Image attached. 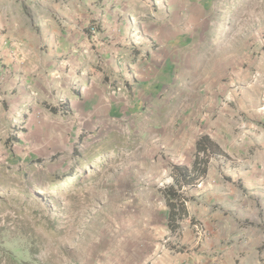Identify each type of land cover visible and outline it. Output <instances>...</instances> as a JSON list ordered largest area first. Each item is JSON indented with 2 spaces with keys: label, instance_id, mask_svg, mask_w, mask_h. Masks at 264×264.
<instances>
[{
  "label": "rangeland",
  "instance_id": "rangeland-1",
  "mask_svg": "<svg viewBox=\"0 0 264 264\" xmlns=\"http://www.w3.org/2000/svg\"><path fill=\"white\" fill-rule=\"evenodd\" d=\"M153 1L159 6L155 20L141 6L146 22L131 27L137 35H158L151 39L158 47L174 46L153 56L156 88L131 80L134 88L128 86L123 101L96 87L95 100L78 103L90 110L81 115L65 95L56 98L58 114L34 98L9 110L6 125L0 124V264H149L181 244L182 234L169 228L160 189L175 184L174 166H190L182 142L189 141L191 125L202 122L205 88L230 81L256 45L261 8L259 0ZM122 9L124 15L131 10ZM165 35L173 36L167 41ZM78 75L72 83L80 89L87 73ZM240 123L237 132L250 127ZM12 136L18 141L10 142ZM241 158L233 153L231 164L216 159V176L183 191L200 192L196 205L220 212L236 201L233 208L246 213V225L262 230L264 168L244 166ZM229 168L245 169V180L227 183ZM227 190L238 197L227 200ZM178 221L192 227L200 220L186 215Z\"/></svg>",
  "mask_w": 264,
  "mask_h": 264
},
{
  "label": "crops",
  "instance_id": "crops-1",
  "mask_svg": "<svg viewBox=\"0 0 264 264\" xmlns=\"http://www.w3.org/2000/svg\"><path fill=\"white\" fill-rule=\"evenodd\" d=\"M121 1L0 0V124L6 125L9 110L34 98L42 107L58 114L62 110L56 98L65 95L69 97L66 102L76 106L81 115L89 108L79 109V102L95 100V94L99 95L93 90L96 87L99 93L108 91L110 98L114 94L123 100L128 96V86L134 88L131 80H140L141 87L149 91L158 86L153 83L158 65L153 56L162 48L167 54L173 50L168 41L173 35L161 37L168 42L160 47L151 41L158 35H137L139 29L131 25L146 22L138 7L145 6L147 18L155 20L159 6L153 0H124V5L131 8L124 15ZM259 2L261 11L257 18L262 26L256 45L246 53L241 65L232 70L230 81L219 82L214 89L206 86L202 122L198 126L192 124L189 141L182 142L183 149L191 152V165L198 138L209 135L216 151L210 157L204 178L216 176V159L231 164L233 153L244 154L245 158L240 159L244 166L264 168V0ZM133 67L135 75L128 74ZM84 73L86 82L81 81L78 89L72 80ZM116 86L120 90L110 92ZM102 96L106 97V93ZM240 121H246L250 127L237 132L234 125L239 126ZM228 170L232 177L225 179L227 183L245 180V169ZM221 177L224 178L222 174ZM260 180L264 182V175ZM199 194L185 193L186 215L203 221L209 238L197 241L194 229L182 221L180 228L172 232L182 234L181 244L176 249H166L149 264H264V229L246 225V213L239 215L233 208L236 201L222 212L218 207L197 206ZM225 194L227 200L238 197V191Z\"/></svg>",
  "mask_w": 264,
  "mask_h": 264
},
{
  "label": "trees",
  "instance_id": "trees-1",
  "mask_svg": "<svg viewBox=\"0 0 264 264\" xmlns=\"http://www.w3.org/2000/svg\"><path fill=\"white\" fill-rule=\"evenodd\" d=\"M11 140L14 142L18 141L14 136H12ZM215 151L216 148L209 135H201L196 143V152L192 164L190 166H174L172 172L175 184L160 189V192L166 198L169 216L168 225L171 232L180 228L181 221L178 220L184 218L187 213L186 201L188 196L185 195L183 189L197 185L207 175L210 157ZM193 220L191 218V221Z\"/></svg>",
  "mask_w": 264,
  "mask_h": 264
},
{
  "label": "built area",
  "instance_id": "built-area-1",
  "mask_svg": "<svg viewBox=\"0 0 264 264\" xmlns=\"http://www.w3.org/2000/svg\"><path fill=\"white\" fill-rule=\"evenodd\" d=\"M192 228L194 229L197 241L209 238L210 233L202 222L198 221L196 223H193Z\"/></svg>",
  "mask_w": 264,
  "mask_h": 264
}]
</instances>
